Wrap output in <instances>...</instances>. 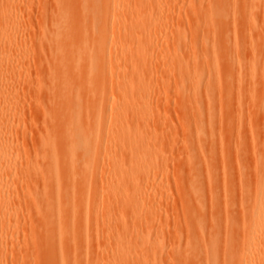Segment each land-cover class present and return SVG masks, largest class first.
Instances as JSON below:
<instances>
[{
	"label": "rangeland",
	"instance_id": "obj_1",
	"mask_svg": "<svg viewBox=\"0 0 264 264\" xmlns=\"http://www.w3.org/2000/svg\"><path fill=\"white\" fill-rule=\"evenodd\" d=\"M20 1L24 3L25 8L21 25L25 24V28L28 29L27 38L20 42L25 45L26 40L31 51L28 53L27 62L12 63V67L9 68L12 77L8 81L22 77L28 83L19 143L23 147L22 151H26L29 163H34L37 152L42 154L44 151L38 147L40 136L50 127L45 116L54 111V106L42 94L40 86L48 84L53 61L61 57L60 50L57 47L53 48V41H48L49 32L58 15L55 0ZM165 1L168 11L162 14L173 16L168 18V21L164 20L156 31H166L168 40L162 44L153 42L148 54L151 55L152 63L156 66L152 69L153 72H146V76L141 79L140 87V92H144L150 80L149 75H156V83L149 88L145 98L153 100V103L147 105L152 119L149 118L151 122L146 124L148 129L145 131L152 137L150 142L155 147V155L160 161L162 160L157 169L163 170L164 174L152 173L145 178L152 181L151 185L136 195L128 196L131 204H136V211L129 206L124 208L117 206L120 197L129 191L127 185L122 192L116 191L114 197L110 196L111 200L101 207L99 202L102 192L98 180L90 187L84 188L82 196L79 197L77 195L80 178L72 174L71 185L77 193L76 200L73 198L75 201V211H73L71 207L65 206V201L61 197L56 198V191L51 190L53 185L44 173L43 163L36 169V164L30 163L27 172L23 171L16 182L17 195L13 200H21L26 194V196L36 194L53 208V213L50 215H55L56 211L62 213L63 218L53 226L45 227L41 225L39 215L32 204L28 203L29 206L26 207L13 205L12 212L6 213L0 221L6 225L4 233L7 238L2 243V258H6L5 261L2 259L3 263L56 264L52 258V239L54 242L57 241L56 243L65 242L63 235V241L59 239V234L65 233V228L68 229L70 224L76 226L80 223L90 226L94 232L89 238L88 249L94 250L98 246V241H101L100 236L94 237V233L99 231L97 234L100 235L103 228L102 219L108 220L109 223L117 217L121 223L113 226L112 229L105 228L104 231L109 230L110 234L104 243L99 244V248L115 250L116 245L113 241L120 239L121 244L129 251L138 253L148 243L152 249L165 251L158 259V264H188L185 254L199 242L200 236L209 244L210 237L217 236L220 232L213 224L217 212L212 204L213 198H210L208 192L210 189L222 192L226 188L224 173L219 165L228 167L235 174L233 180L235 201H239V187L242 184L248 188L253 186L257 168H263L264 164V0H255L253 5L247 8H245L246 0H217V2L195 0L191 4L188 0ZM142 7V3L133 0L126 10L133 13L135 19L140 15ZM190 7L194 10H190ZM210 10L218 12L220 17H212V20L194 18L200 14L208 16ZM10 11L17 10L11 8L6 11L7 14ZM221 14L226 15V18H222ZM157 15L154 13L145 17L146 20H149L148 18L152 20ZM190 32L193 35L197 34V46L188 52L190 55L182 58L186 61L190 73H195V77L182 81L171 65L175 62L176 51L182 42L186 41V47L195 44L196 40L189 35ZM100 36L99 39L97 37L92 40L97 47L101 45L103 38L105 39L104 35ZM177 37L180 45H175L177 42L174 39ZM69 43V47H74L75 54L81 51L80 45L78 46L74 39ZM202 43H206L205 47ZM109 49L108 43L107 59L108 53H111ZM135 50L133 46L127 47L122 56L121 68L138 61L137 57L127 59L128 53ZM11 53V49H7L4 56L8 58ZM96 62L97 68L88 76L90 89L111 75L110 71L106 70L105 64H102L101 58L96 59ZM239 65L242 66L241 69ZM142 73L143 71H140V74ZM211 79H214V88L210 90ZM8 83L4 88L8 89ZM116 89L119 90V87ZM105 105L100 102L96 112L100 113ZM101 119L102 124L95 128L96 135L104 128L108 129L111 121H116L115 116L112 115H103ZM134 119L135 115L129 113L126 121L130 122ZM146 120L148 119H141L140 123L145 124ZM118 121L122 123L121 119ZM139 130L141 128L137 126L132 129L136 133ZM94 137L97 138L95 135ZM220 139H223L222 142ZM97 142L96 147L99 148L102 145L101 137ZM131 154L128 149L120 147L116 152L109 154L107 159L104 158L105 180L113 184L108 167L116 162H112L111 159L113 157L120 159L121 171L124 173L130 169V161L133 160ZM34 165L35 167H32ZM214 167L215 174L211 172ZM63 168L59 164L60 171L57 174L60 175L59 187L57 186L56 189L60 193L64 191L66 185L63 180L65 176ZM239 169L244 172L242 179L238 176ZM89 196L94 199V205L91 207L90 217L81 221L78 219V210L86 205ZM200 196L203 200L199 202ZM195 204L202 205L200 216L203 218V225L201 224L197 230L191 227L192 219L196 215L193 210ZM99 208L103 209L104 216L99 213ZM72 213L75 215L69 219ZM41 214L46 213L43 211ZM240 237H242L241 233L238 238ZM78 254L76 253V256ZM131 255L133 253L124 264H133L136 261L137 256L134 259ZM94 258L96 264H106L101 257ZM148 262L153 264L151 260ZM84 263L85 259L82 258L81 264Z\"/></svg>",
	"mask_w": 264,
	"mask_h": 264
},
{
	"label": "bare ground",
	"instance_id": "obj_2",
	"mask_svg": "<svg viewBox=\"0 0 264 264\" xmlns=\"http://www.w3.org/2000/svg\"><path fill=\"white\" fill-rule=\"evenodd\" d=\"M188 1L191 4L195 0ZM55 2L58 18L52 25L51 32L48 31L50 33L48 41H53V48L57 47L60 50L61 57L53 61L47 80L48 86L46 84L40 86L42 94L54 106V111L45 116L46 122L48 120L47 123L50 124V129L48 128L38 141V147L44 151L42 150V154L37 152L34 156V163H30L31 165L36 164V167L32 166L35 169L43 163L44 173L53 185L51 190L56 191V198L61 197L65 201V206L71 207L73 211H75L73 198L75 199L77 193L74 192L71 185L72 174H76L80 178L77 195L79 197L82 196L84 188L90 187L93 182L98 180L102 192L99 202L101 207L105 202L111 200L110 196L114 197L116 191L122 192L124 186L127 185L129 191L120 197L117 206L120 208L129 206L136 211V204H131L128 196L136 195L151 185L152 181L145 180V178L152 173L164 174L163 170L158 171L157 169L162 160L160 161L155 155V147L150 142L152 137L148 136L145 131L148 129L146 124L151 122V120L149 121L151 111L147 109V105L153 103V100L145 98L149 88L156 83V75H149L148 79L150 78V80L144 92H140V87L141 79L146 76V72H153L152 69L156 66L152 63L151 55L148 54L149 50L154 43L162 44L168 40L166 31L156 30L164 20L168 21V18L173 15L168 17V15L162 14L168 11L165 0H135V2L142 3L143 6L140 15L135 19L133 13L126 10L133 0H55ZM254 2L255 0H246L245 8L253 5ZM11 8H15L17 11H10L7 14L6 11ZM24 9V3L20 0L0 1V221L6 213L12 212L13 205L26 207L30 203L38 213L41 225L51 227L62 220V213L55 211V215H50L53 213V208L48 203H44L40 196L24 194L25 198L13 200V197L17 195L16 182L20 179L23 171L27 172L30 164L28 155L25 154L26 151H22L23 147L19 143V131L22 126V118L24 120L22 115H24V100L28 83L22 77L8 81L12 77L9 73L12 63H25L29 60L28 53L31 51L29 45L26 40L24 41L25 45L20 42L28 36L25 24L21 25ZM190 10L193 11V7H190ZM154 13L158 14L156 18L146 20L145 15ZM221 16L226 18V15L221 14ZM212 17H220V14L215 10L212 12L210 10L208 16L201 14L194 16L196 20L197 18L212 20ZM28 22L30 21L28 20ZM249 26L251 27V24ZM100 35H104L105 39L103 38L101 45L97 47L92 40L97 37L99 39ZM189 35L196 41H194V45L188 47H186V41L180 45L179 37L174 39L177 42L175 45L179 44L180 46L176 51L177 56L174 58L175 62L172 63L171 68L178 72L182 81L192 76L195 77V73H190L186 61L182 58L190 55L188 52L197 46V34L193 35L190 32ZM72 39L81 47L78 54L74 53L76 52L74 47H69V42ZM108 43L111 53H108L107 59ZM205 45L206 43H202L203 47ZM128 46H133L136 50L128 53L127 59L137 57L138 61L121 68L122 56ZM7 49H11L12 52L8 58L4 56ZM99 58L111 75L90 89L88 76L97 68L96 59ZM239 67L242 68L240 65ZM140 71L143 73L140 74ZM7 82H9L8 89L4 88ZM209 86L210 90L214 88V79H211ZM116 87H119V90ZM240 91L242 92V89ZM100 102L106 105L100 113H97L96 109ZM129 113L135 115V119L130 122L126 121ZM103 115L115 116L116 121H111L108 129L104 128L96 135L94 134L95 128L102 124L101 117ZM118 119H121L122 123ZM141 119L148 120L144 124L140 123ZM10 120L13 121L10 122ZM136 126L141 128L137 133L132 131ZM94 135L97 137L96 139ZM99 137L102 139V145L97 148ZM222 140L220 139V142ZM120 147L128 149L132 153L133 160L130 161V169L123 173L120 159L115 157L111 159L112 162H116L108 167L109 176L113 180V184H111L105 180L103 162L104 158L107 159L109 154L116 152ZM59 164L64 167L63 180L66 182L64 191L61 193L56 189L57 186L59 187L58 176L60 175H57L60 171ZM219 166L224 173L226 188L222 192L212 189L208 192L210 198H213L211 199L212 204L217 212L213 224L220 232L217 236L210 237L209 244L206 243L204 237L200 236L199 242L185 254V260L188 264H264V164L263 168H257L252 187L248 188L241 183L239 201L234 200L233 180L235 174L228 167L221 164ZM28 171L30 172V170ZM211 172L215 174L216 168H212ZM238 176L241 179L244 176V172L240 169ZM197 185L196 183L195 186ZM27 197L29 199H26ZM87 198L86 205L78 210V219L81 221L90 217V210L94 205V199L91 196ZM198 199H200L199 202L203 200L201 196ZM201 204L193 206L196 215L192 219L191 227L196 230L201 226L203 219L200 216ZM43 211L46 213L45 215L41 214ZM98 211L104 216L103 209L99 208ZM74 215H71L69 219ZM101 222L103 228L100 235L97 234L99 231L94 233V237L100 236L101 241H98V246L94 250L89 251L88 249L90 247L89 238L94 231L90 226L80 223L76 226L70 224L68 229L65 228V233L59 234V239L65 238V242L56 243L57 241L54 242L52 239V258L55 263L81 264L83 258L85 259L84 264H96L94 257L99 256L106 264H124L133 253L131 256L134 259L137 256L133 264H148V260H151L153 264H158V259L164 255V250L152 249L148 243L142 247L141 252H131L121 244L120 239L113 241V244L116 245L115 250L99 248V244L104 243L110 234L109 230L104 231L105 228L112 229L113 226L121 223L117 217L113 222L111 220L108 223L106 219H102ZM4 227L6 225L0 223V264H4L3 260L6 259L2 258V243L7 239ZM45 233L49 235L47 232ZM240 233L242 237L238 238ZM132 240H134L133 237ZM76 253L79 254L76 256ZM119 258L124 261H120Z\"/></svg>",
	"mask_w": 264,
	"mask_h": 264
}]
</instances>
